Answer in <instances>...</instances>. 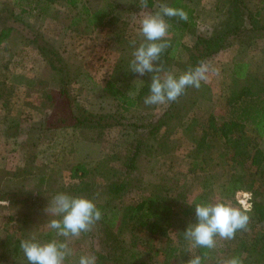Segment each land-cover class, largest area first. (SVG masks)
I'll use <instances>...</instances> for the list:
<instances>
[{
	"label": "trees",
	"instance_id": "16d2710c",
	"mask_svg": "<svg viewBox=\"0 0 264 264\" xmlns=\"http://www.w3.org/2000/svg\"><path fill=\"white\" fill-rule=\"evenodd\" d=\"M5 1L3 0L4 5L7 4ZM13 2L20 5V9L18 13L10 14L13 17L12 21L3 20V25L0 26V48H5L11 33L18 29L13 22H22L28 26L26 33L19 37L23 47L11 53L10 57L14 53L18 55L20 52L27 50L26 45H34L40 56L38 59L29 57L30 62L43 61L46 63L51 71V85L57 87L49 86L47 89L48 105L46 108H49L51 113L56 115V120L65 123V127L86 128L101 124V119L87 111L85 101L75 92L74 85L78 82L80 72L76 71L74 67L72 71H68L61 55L63 50H59V47L52 43L55 39L45 38V34L42 32L32 33L29 23L21 21L18 16L28 14L29 11H36L37 17L39 14V16L47 15L55 18L56 14L61 11L59 7L65 6L71 10L69 22L64 25L65 28L76 27L80 28V32L86 33L91 32L93 29L107 27L114 36H118V39L107 37L106 42L103 43L106 51L101 52V54L104 61L108 52L116 54V60H114L116 62L112 72L110 73L108 68L106 70L108 76L104 75L103 81L104 90L117 99V109H121L120 112L122 111L119 119L114 116L113 120L118 119L126 131V134H123L121 143H123L124 150V165L128 171L137 169V159L142 152L151 153L153 151L150 143L143 138H155L160 125L167 120L172 121L173 118H177L179 112L183 118H186L182 122L188 138L195 140L197 137L203 136L205 132L210 133L212 137L211 151L189 164L190 173L194 175L200 173L196 176L199 179V193L189 200L186 198L172 200L168 198L169 196L155 193L156 189H165V182L153 181L150 182L149 192L130 205L128 213H124L132 221L134 227L146 230L153 238H161V245L156 250H159L162 255V264L176 261L179 257L180 248H184L186 251V264L192 258V255L203 257L205 253H208L203 260V264L206 263L210 250L205 248L190 250V244L185 239L184 232L189 224L197 222L195 204L210 202L209 194L211 190L209 188L212 189L214 196L221 199L220 201L231 198V204L235 202L232 198L238 189L246 188L250 190L251 211L248 213L250 221L247 230L237 231L234 239L238 242L231 257H240L243 264H247V260H252L254 264H264V154L260 156L256 154L259 149H257L256 142H254L256 137H264V82L258 81V78L254 76L253 79L247 80L246 85L240 92L237 94L232 93L225 99V105L222 106V109H224L219 116L212 113L203 118L195 116V113L192 116L186 115L188 108L193 110L197 106L195 98L189 96L186 98L187 93L185 92L177 101L168 104L162 115H158L154 119V116H150V109L155 106L144 104V98L149 94L151 74L145 73L141 76L129 69V62L134 51L131 42L135 41L136 47L144 42V38L139 32L140 23L134 20L136 11L141 8L139 0L132 1L134 9L128 11L127 19H123L126 17H120L121 15L117 11L119 7L118 0H13ZM260 2L264 4V0H260ZM260 2L259 0L253 2L251 0H217L219 8H223L226 13H232L230 21L227 22L226 28H223L220 32L214 30L209 32L208 35H202L198 31L196 9L186 0H148L147 7L150 8L152 13L158 11L160 5L167 4L182 8L188 14L187 21L180 20L178 17H165L170 24L167 38L170 47L164 51L161 57L165 71L171 70L184 34L195 36L198 52H195L194 55L200 62L218 50L234 45L236 41L249 46L260 40L261 45H263L264 18L262 17V9L258 5ZM24 4L26 7H24ZM252 4H255L254 7H252ZM4 5L1 8H7ZM133 14L135 15L133 16ZM2 44H4L3 47ZM261 49L264 51L263 47ZM107 61L111 65L112 62L109 61V56ZM8 62L9 60L2 61L5 65H8ZM29 66L31 67V65ZM245 70H247V63H234V74H244ZM94 71L96 73V70ZM19 74L20 72H17L15 76L18 77ZM84 74L86 78L93 76V73L89 72L83 73V76ZM25 79L27 80V78ZM132 81L141 82L140 87L136 89ZM81 82L83 83V79ZM28 83H32L30 78H28ZM205 92L206 90L202 89L199 94L204 95ZM43 101L45 100L43 99ZM60 101L66 102L67 107L60 110ZM177 103L179 107L174 109ZM71 104L74 106L73 108L70 107ZM136 105L139 107V112H137ZM67 109L69 111L66 114L65 110ZM62 111L65 112V117L61 118L59 113ZM172 111H177L178 114H173ZM22 113L23 111L19 112V117L15 116L14 118L18 120ZM139 128H141V131H139ZM247 136L249 139H247ZM28 160H30V155ZM85 160H71L73 162L70 165L69 175L75 182L62 184L54 190L51 189L49 196L52 197L58 192H66L73 196H84L93 199L102 212V218L94 226L99 232V247L94 248L93 245H89V249L86 248L88 251L73 255L72 260L75 261L73 263L77 264L81 255L95 254L97 264H155L145 258L137 260L134 250L126 244L115 228L117 219L110 203L128 191L129 185L133 183H131L132 178L126 175L120 179H112L101 189L102 192H99L97 187L92 188L95 183H92L89 178L90 174L97 168L96 163L90 165ZM166 163L162 162L163 166ZM160 173L163 175H159ZM164 174L171 175L168 171H159L158 176L167 179ZM215 178H217L216 181H214ZM45 179V174L42 173L39 176L40 183H45ZM135 180V183L138 184L137 187H139L140 179L135 177ZM172 181L175 180L172 179ZM18 188L21 189V187ZM10 191L11 189L8 188L1 190L0 200H7V207L16 206L17 209H21L22 213L19 219L23 223L29 222L30 218L26 219L24 217L27 216V213L22 208L26 207L32 211L34 203L29 201L28 204L21 205L22 201L27 200V197L18 198V189H14L13 192ZM43 192L44 189L39 190L40 194L38 192L34 194L33 191L28 192L30 194L22 193L37 199L41 197ZM12 195H15V197ZM0 207L5 209L2 203H0ZM91 231L85 234L88 235ZM53 237L54 233L47 229L43 236L38 238L45 241ZM22 239L26 238L19 236L11 240V235H0V264H16L18 260L19 264H28L23 252L20 250V240ZM10 243L11 250L7 254L6 249Z\"/></svg>",
	"mask_w": 264,
	"mask_h": 264
},
{
	"label": "rangeland",
	"instance_id": "374dc122",
	"mask_svg": "<svg viewBox=\"0 0 264 264\" xmlns=\"http://www.w3.org/2000/svg\"><path fill=\"white\" fill-rule=\"evenodd\" d=\"M118 1L120 8L118 7L117 11L120 13V17H126L123 19H127L128 11L133 10V0ZM190 1L193 4H196L197 10L200 11V15H202L198 25V31L201 32L202 35H208L209 32H213L214 30L220 32L223 28H226L227 22L230 21L232 13H226L223 8H219L216 1L212 8L213 0ZM253 1L255 0H251V2ZM5 3L7 4L4 5L3 0H0V26L3 25L4 19H13L10 14L16 12L18 13L20 9V5H16L13 0H6ZM2 5L6 6L7 8H1ZM254 5L255 4H252V7H254ZM258 5H260L262 9V17L264 18V4L258 3ZM24 7H26L25 4ZM59 8H61V11L56 14L55 18L47 15L39 16V14L37 17L36 11H29L30 13L23 15L21 14L18 17H20L19 19L21 21H27L29 23L32 33L42 32L45 34V38L48 39V37H50L51 39H55L52 43L58 46L59 50H63L61 55L63 56L62 59L64 60L68 71H72V68L74 67L76 71L78 70V72H80V76L78 75V82L76 85H74L75 92H77L79 97L85 101L86 97L84 96V87H86V92H89L90 89H92V93H90L91 96L87 99L89 106L88 109L91 111H96L95 113H98V111L101 109H107V113L111 115L108 117V120L111 121L114 117L112 113L115 110L114 98L109 95H103L102 92L99 91V87H97L96 84L91 83L89 81L90 78H86L85 74L83 76V73L89 72L92 74L94 73V70H98L100 66L99 64L103 61L101 54V52L104 50L103 43L106 42L108 36L115 39H118V36H114L107 27L95 30L93 29L91 32L86 33L80 32V28L76 27L65 28L64 25L69 22L71 10L67 9L65 6H60ZM149 13H152L149 7H141L136 11V15L133 14V16L135 15V22L139 23L142 17ZM13 24L16 25L18 29L11 33L10 39L8 43H6L5 48H0V78L7 77L12 74L13 71H19L23 67L27 66L30 62V58L38 59L40 56L35 50L34 45L29 44L26 45L27 50L20 52L18 55H15L14 53L12 57H10L11 53L16 52L18 48L23 47V44H21V41H19V37H22L28 28V26L22 22L16 21L13 22ZM234 43L237 44L238 42L236 41ZM3 45L4 44L1 46L3 47ZM196 45L197 43L194 44L191 38L185 39L183 46L178 50L176 58L181 60V62L189 63V54L191 52H198ZM244 45L245 51L249 53L251 59L253 60L254 68L252 73L254 74H251L250 77L246 79L233 82V85L237 89L243 82L245 83L244 85H246L247 80L250 78L253 79L254 77H257L258 81L264 82V51L261 49V47L264 48V44L261 45V41L259 40V42L253 43L249 46L246 44ZM114 56L115 54L112 55V53L109 55L111 60H113ZM7 60H9L8 66L4 67L1 63L2 61ZM197 62L198 60L195 59L192 61L191 65L194 66L197 64ZM50 72V68L47 65L46 68L41 72V77L37 80L39 83L35 84L33 88L35 90H44L45 101H43L41 97H39V99L33 98V100L29 102L33 106L32 109L30 108L29 110H24L28 116L33 113L34 116L37 117L35 120L45 117L43 118V123L47 119L50 121L56 116L54 113H51V110H48L49 108H46L48 105L46 91L49 88ZM82 79L83 83L81 82ZM88 82L91 83L93 87L88 86ZM0 87L4 90V93L7 96L10 92V89L4 85H0ZM20 89L22 91L24 88ZM20 89H18V91H20ZM33 89H25L26 96L34 97L35 90ZM235 92L236 93L234 94H237L240 91L237 90ZM224 102L226 101H219L220 107L214 110L216 116H219L223 111L224 108L222 109V106L225 105ZM59 106L60 110H62L64 107H67V104L64 101H60ZM70 107L73 108L74 106L71 104ZM77 107H79V105H77ZM12 108L13 106L9 102L6 107L7 112H9ZM68 111L69 109L65 110L66 114ZM65 112L62 111L59 113V115L61 114V118L65 117ZM4 113L5 110L0 112V118L4 117ZM31 127L33 128L32 132L34 134L37 128L35 121ZM80 134H82V136H87V134H90L91 137L97 136V138L92 140L90 139L88 144L82 145L81 147L77 146V148L75 147L74 139H77ZM34 137L37 139L39 136H32V138ZM59 137H61V140L59 142L55 140L54 145L58 146L55 150H58L62 156L56 165H51L41 161L34 162L35 160H39L38 157L43 156L45 150H47L48 146H50L49 144L45 145V143H43L45 139L50 138L49 135H46V138L44 140L42 139L41 145L39 141H28L30 160L28 163H26L27 165L25 164V168H15L12 172L2 171L0 173V191L8 188L11 189L10 192H13L14 189H18V198L22 199L27 197V200L22 201L21 205H26L29 203V201L34 203V209L32 211L28 210L26 207L22 208L25 210V213H27V216L25 215L24 217L26 219L30 218L29 222L24 223L19 219L20 214L22 213L21 209H17L16 206L7 207L8 204L4 203L6 210L0 207V235H11V240H14L15 237L19 236L22 238H30L32 233H36L38 237H42L44 232L47 230L45 223L48 217L44 209L48 205L49 199L53 197H49L51 189L54 190L62 184H71L74 181L69 175L70 165H72L73 162L71 160L86 159L85 161H88L90 165L96 163L95 166L97 168L92 172V174H90L89 178L92 183H95V186H92V188L95 189L97 187L99 192H102L101 189H103L106 186V183L112 179H120L126 175L132 178L131 183H133L132 185H129L128 191L110 203L117 219L115 225L116 231L124 239L126 244L134 250L137 260L140 258H145L155 264H162V255L159 250H156L161 245V238H153L146 230L139 227H134L132 221L127 216H125L124 213H128L129 206L137 202L140 197L149 192L151 187L150 182L153 181L165 182V189H156L155 193L169 196L168 198L172 200L176 198L179 200L184 198L189 200L191 197L199 193V179L196 176L200 173H196L195 175L190 173L188 161L193 157H201L211 151L212 137L210 133L205 132L203 136L197 137V139H195L196 143H191V141H187L186 139L184 140L181 133L176 131L174 133V137L177 145L174 146V148L165 149L164 151H156L157 149L155 148L154 151L151 153L148 152L147 154L142 152L137 159V169L131 171H128L125 168L124 150L122 148H117L110 143L105 146L100 141H97L99 139L98 129H84L81 132H78L77 128L64 126L61 128V130H59ZM67 139H69V141H67ZM247 139H249L248 136ZM51 141L52 140L48 142L50 143ZM69 142H71V144ZM254 142H256V147L259 149V152L256 151V154L258 156L263 155L264 137H256ZM162 155L167 159V163L164 166L161 162ZM159 171H168V173L171 175L168 176L164 174L167 177L166 179L163 176H158ZM42 173L45 174V183H40L39 181V176ZM159 175L163 174L160 173ZM135 177L140 179L139 187H137L138 184L135 183ZM172 179L175 181H172ZM216 179L217 178H215L214 181H216ZM18 187H21V189ZM41 189H44V192L41 194L40 198L34 199L31 195H27L30 194L28 193L30 191H33L34 194L37 192L39 193V190ZM209 190H211L209 194L210 202H217L221 200L219 197L213 195L212 189L209 188ZM244 191L249 193L248 195L250 200V190L241 188L235 192L232 198L235 200V202L232 203V205L243 208L242 204L239 202V199L242 197V192ZM22 192H26L27 194H23ZM13 197H15V195ZM224 200L230 202L231 198ZM5 201L7 200H1V203ZM237 242L238 240L236 239L220 240L217 238V247L213 250H210L205 264H218L220 260L231 258ZM89 245H93L94 248L99 247V232L94 227L91 233H88V235L83 233L80 238L74 239L70 246L73 248V255H76L84 253V251H88L86 248L89 249ZM10 247L11 243L7 246V254L10 253ZM179 252L178 259L176 261L173 260L168 264H186L185 249L180 248ZM242 256H244V254H242ZM72 257L69 258L67 264H75L73 263L75 261L72 260ZM16 264H19V260L16 262ZM247 264H254V262L252 260H247Z\"/></svg>",
	"mask_w": 264,
	"mask_h": 264
},
{
	"label": "clouds",
	"instance_id": "9594fccd",
	"mask_svg": "<svg viewBox=\"0 0 264 264\" xmlns=\"http://www.w3.org/2000/svg\"><path fill=\"white\" fill-rule=\"evenodd\" d=\"M140 6L146 8L148 0H139ZM165 17H178L187 21L188 14L182 8L162 4L155 13L144 15L140 20V35L144 42L136 47L132 41L134 51L129 62V69L143 76L151 74L149 94L144 98L148 106L167 105L175 102L183 95L187 88L199 89L202 82H207L209 73H217L218 69L201 62L194 68H189L179 76L171 71H165L162 54L170 47L167 39L170 24ZM2 203H8L7 201ZM48 219L46 228L54 233L50 240L42 241L36 233L30 238L20 240V250L28 264H67L73 256L70 246L74 239L83 233L90 232L102 218V212L93 199L84 196H73L66 192H58L44 209ZM251 211V204L243 208L232 205L227 201H217L195 204L196 223L187 226L184 237L190 244V250L205 248L213 250L217 247V238L232 240L237 231L247 230ZM63 238V239H60ZM192 255L187 264H203L207 257ZM77 264H97L95 254H84ZM218 264H243L238 256L223 259Z\"/></svg>",
	"mask_w": 264,
	"mask_h": 264
},
{
	"label": "crops",
	"instance_id": "0c3cea01",
	"mask_svg": "<svg viewBox=\"0 0 264 264\" xmlns=\"http://www.w3.org/2000/svg\"><path fill=\"white\" fill-rule=\"evenodd\" d=\"M191 6L195 7L196 14H197V24L199 25V21L202 18V15H200V11L197 10L196 4H193L190 0H186ZM210 1V0H209ZM217 3V0H213L212 2V8L214 3ZM260 2V0H259ZM261 4V2L259 3ZM120 8V5H119ZM134 9V5H133ZM140 23V21H139ZM191 38L192 42L195 44L197 43L196 38L194 35L191 34H184L181 39V45L179 48H181L184 44L185 39ZM106 51V49L103 50V52ZM195 52H191L189 54L190 58V65L189 63L181 62V60H178L177 58L174 59L173 65L171 70L172 73L179 76L181 73L187 71L189 68H194L199 63L204 62L209 64L210 66L218 69L217 73H209V79L208 81L202 82L201 87L199 89L189 87L186 89V98L189 96L190 98L194 97L196 102V108L193 110L191 108H188L187 114L188 116H192L193 113H195V116H198L200 118L208 116L210 113L215 114V109L220 107L219 101L225 100L231 93H236L235 91L239 90L241 91L243 87L245 86L244 82L241 84V86L237 89L233 82H238V80H243L248 77V75L252 74L253 72V60L251 59L249 53H247L244 49V45L237 43L231 46H227L225 48H222L215 52L214 54L208 56L201 62L198 60L196 65H191L193 60H197V58L194 55ZM111 53L108 52L106 55V60L102 61L101 66H99L98 70H96V73H93V76L90 77V82L93 84H96L97 87H99V91L102 92L105 96H111L114 98L113 95L106 92L104 90V81L103 76H108V71L106 70L109 68L110 73L112 72V68L114 67V64L116 61V54L112 52V55L115 54L113 57V60L110 59L109 61L112 62L111 65L108 63L107 58ZM235 62H245L247 63V70L244 71V74L236 75L233 73V66ZM4 67H7L8 65H5L1 63ZM99 64V65H100ZM31 65V67L29 66ZM46 63L43 61H36V62H30L27 66L23 67L17 72H20L19 76H15V73L13 71L12 74H10L7 77L0 78V85H4L7 88L10 89L9 94L6 96L4 93V90L0 87V112L2 110H5L4 117L0 118V173L2 171H9L12 172L15 168H25V164L29 161L28 156L30 155V151L28 150L29 144L28 141L34 142L39 141L40 145L42 144V139L44 140L46 138V135H49L50 138L45 139L43 143L48 146L47 150L43 153V156L38 157L39 160H35L34 162H44L49 163L51 165H56L60 159L61 153L58 150H55L58 146L54 145V141L57 140L58 142L61 140V137H59V130L64 127L65 123H63L61 120H56V117L51 119L50 121L47 119L43 123V118L41 117L39 120H35V117L33 113L28 116L24 112L25 110L32 109V105L29 103L33 98L39 99V97L44 99V90L43 89H33L35 84L39 83L37 81L41 77V72L46 68ZM97 68V67H96ZM95 72V71H94ZM167 72V71H166ZM104 76V77H105ZM21 77V78H20ZM24 78H27V80ZM28 78L32 80V83H28ZM22 80V81H21ZM49 86L51 85V80H49ZM100 82V83H99ZM136 89L140 87L141 82H134L132 81ZM91 83H87L88 86L93 87ZM95 85V87H96ZM86 86V85H85ZM94 87V88H95ZM20 88H24L22 91ZM32 88L35 90V96L29 97L26 96L25 89ZM86 87H84V96L85 104L87 106V111L90 112L92 115L99 117L101 120V124L99 125H91L88 127H80L78 128V132L82 130H88L91 128L98 129L99 130V139L97 141H100L105 146L110 143L113 146L117 148L123 149V143H121V139L123 138V134H126V131L123 129V125L121 122H119V117L122 114L121 109H117V99L115 100V110L112 113L113 116H116L115 120H108V117L111 116L107 113V109H101L98 111V113H95L96 111H91L88 106V98H90L92 93V89L90 91L86 92ZM20 89V91H18ZM205 89L206 92L204 95H200V90ZM209 96V98H208ZM11 103L13 108L7 112V105L8 103ZM170 104V103H169ZM134 105V104H133ZM168 105V104H167ZM167 105H155V107L151 108V114L150 116H154V119L158 117V115H162L164 113V110L166 109ZM188 105V102H187ZM139 112V107L136 105ZM176 107L174 109H177L179 107V104H175ZM48 109V108H47ZM173 109V110H174ZM50 111V109H48ZM195 110V111H194ZM20 115V118L16 120L14 117H19L18 113L22 112ZM173 114H178L176 111H172ZM40 115V113H39ZM216 115V114H215ZM153 119V117H152ZM153 119V120H154ZM186 118H183L182 115H180V112L178 114L177 118H173L172 121L167 120L163 122L157 132V136L155 138H143L147 142L150 143L151 148L153 151L155 148L156 151H164L165 149L174 148L176 146L174 133L176 131H179L183 137V139L187 141H191V143H196L194 139L188 138V136L185 134L186 129H184L183 120ZM35 121V124L37 125V128L35 130V133L33 134L32 130L33 128L31 125ZM38 122V123H37ZM21 130V132H20ZM37 131V132H36ZM139 131H141V128H139ZM145 135V134H142ZM32 136H39L32 138ZM59 137V138H58ZM97 136L91 137V135L87 134V136H80L77 139H74L75 147H81L82 145L88 144V141L90 139H96ZM73 139V138H72ZM52 140L50 143L48 141ZM69 141V139H67ZM71 144V142H69ZM69 144V146H70ZM147 145V144H144ZM77 147V148H78ZM107 148V147H106ZM148 152H144V154H147ZM199 157H193L188 162L189 164L193 162L195 159ZM186 161V159H185ZM161 162H167V159L165 156L162 155ZM175 164V163H172ZM1 203V200H0ZM4 205V203H2Z\"/></svg>",
	"mask_w": 264,
	"mask_h": 264
},
{
	"label": "built area",
	"instance_id": "2783aa9c",
	"mask_svg": "<svg viewBox=\"0 0 264 264\" xmlns=\"http://www.w3.org/2000/svg\"><path fill=\"white\" fill-rule=\"evenodd\" d=\"M248 194V192H242V197L239 199V202L242 204V206H244L245 204H250Z\"/></svg>",
	"mask_w": 264,
	"mask_h": 264
}]
</instances>
